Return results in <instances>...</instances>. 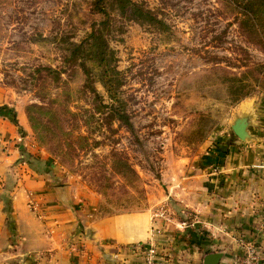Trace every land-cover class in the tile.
Instances as JSON below:
<instances>
[{
	"label": "rangeland",
	"instance_id": "obj_1",
	"mask_svg": "<svg viewBox=\"0 0 264 264\" xmlns=\"http://www.w3.org/2000/svg\"><path fill=\"white\" fill-rule=\"evenodd\" d=\"M134 1L164 27L128 19L115 0L107 17L94 0H0V86L25 111V158L43 175L57 168L49 178L68 198L93 197L100 216L155 205L171 220L166 191L233 137L241 101L264 100V51L232 0ZM110 73L120 101L100 79Z\"/></svg>",
	"mask_w": 264,
	"mask_h": 264
},
{
	"label": "crops",
	"instance_id": "obj_2",
	"mask_svg": "<svg viewBox=\"0 0 264 264\" xmlns=\"http://www.w3.org/2000/svg\"><path fill=\"white\" fill-rule=\"evenodd\" d=\"M243 116L246 140L226 134L166 191L171 220L155 205L100 216L93 197L61 199L50 180L57 168L47 176L28 162L35 152L25 111L0 86V264H145L136 244L154 245L156 264H206L210 253L232 264L242 239L256 243L264 264V100L241 101L234 118Z\"/></svg>",
	"mask_w": 264,
	"mask_h": 264
},
{
	"label": "trees",
	"instance_id": "obj_3",
	"mask_svg": "<svg viewBox=\"0 0 264 264\" xmlns=\"http://www.w3.org/2000/svg\"><path fill=\"white\" fill-rule=\"evenodd\" d=\"M235 3L236 10L239 13L240 24L245 30V33L248 35L250 40L255 43L256 46L261 48L264 51V0H232ZM117 11L123 16L127 17L130 20L137 21L139 23H146L150 25H157L164 27V22L153 13V11L147 9L142 4L135 2L134 0H115ZM112 4V0H94V6L98 12L102 13L104 16H109L110 12L107 5ZM81 46H76L73 53L77 55L80 51ZM104 61L105 60H101ZM111 73L108 75H101L100 78L104 85L107 88L109 96L113 101H120L117 96V92L114 88V82L109 79ZM3 108H8L4 106ZM30 108H34L33 106ZM10 110V109H9ZM31 111V109H29ZM115 116L117 119L126 124L129 128L133 129V123L124 110V108H118ZM10 113V112H9ZM30 120L35 129H37L36 118L30 114ZM145 209L135 210L144 211ZM98 213H100L98 211Z\"/></svg>",
	"mask_w": 264,
	"mask_h": 264
},
{
	"label": "built area",
	"instance_id": "obj_4",
	"mask_svg": "<svg viewBox=\"0 0 264 264\" xmlns=\"http://www.w3.org/2000/svg\"><path fill=\"white\" fill-rule=\"evenodd\" d=\"M159 215L167 217L166 210L160 211ZM240 243L243 254L232 264H262V255L255 242L242 239ZM134 250L143 254L145 264H156L157 249L154 245L136 244Z\"/></svg>",
	"mask_w": 264,
	"mask_h": 264
},
{
	"label": "water",
	"instance_id": "obj_5",
	"mask_svg": "<svg viewBox=\"0 0 264 264\" xmlns=\"http://www.w3.org/2000/svg\"><path fill=\"white\" fill-rule=\"evenodd\" d=\"M249 123L247 117H238L232 125L234 133L242 140H246L249 137V133L247 130ZM59 191L61 192V199L65 203H69V199L67 196V187H59ZM220 259V254L210 253L205 257L206 264H216Z\"/></svg>",
	"mask_w": 264,
	"mask_h": 264
}]
</instances>
